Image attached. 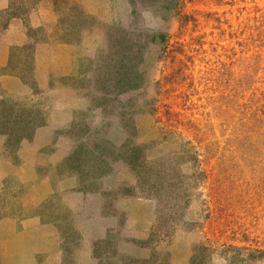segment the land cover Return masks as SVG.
<instances>
[{
    "label": "rangeland",
    "instance_id": "374dc122",
    "mask_svg": "<svg viewBox=\"0 0 264 264\" xmlns=\"http://www.w3.org/2000/svg\"><path fill=\"white\" fill-rule=\"evenodd\" d=\"M11 4L0 34L17 20L29 44L0 100L43 125L0 134V264H264V0ZM119 67L137 72L122 89Z\"/></svg>",
    "mask_w": 264,
    "mask_h": 264
},
{
    "label": "trees",
    "instance_id": "16d2710c",
    "mask_svg": "<svg viewBox=\"0 0 264 264\" xmlns=\"http://www.w3.org/2000/svg\"><path fill=\"white\" fill-rule=\"evenodd\" d=\"M12 6L13 5L11 4V7L7 11H4L3 14L10 13L13 9ZM15 15L16 16H12L11 20L21 17V15ZM10 22L6 24L5 28ZM147 42L149 45L152 42H159L160 44L167 45L168 37L165 33H158L157 35L153 36L152 39H147ZM116 45V60L121 63H125L126 61L135 62L144 52L142 39H132L124 35L118 40ZM124 70L125 69L122 67H119V69L115 71L114 87L117 89H122L123 87L129 85L133 81L134 75H137V72L134 70L131 72ZM42 125L43 120L39 118L37 113L34 115L33 113L29 112H19L15 109V107L9 104L8 100H0V134L8 137V147L10 145L17 147L24 140L32 139L35 135V131ZM117 159H126L130 163L132 162L131 153L129 150L119 151V154L117 153ZM98 161L100 169L105 170L103 169V166H107L108 162L101 159Z\"/></svg>",
    "mask_w": 264,
    "mask_h": 264
},
{
    "label": "crops",
    "instance_id": "0c3cea01",
    "mask_svg": "<svg viewBox=\"0 0 264 264\" xmlns=\"http://www.w3.org/2000/svg\"><path fill=\"white\" fill-rule=\"evenodd\" d=\"M10 0H0V11H6L9 8ZM31 25L37 27L39 25L38 17L32 16ZM29 44V38L27 36L25 26L19 23L17 20L13 21L8 28H6L0 34V69H6L9 65L11 49L12 47L24 46ZM51 47L49 45H37L36 46V66L37 75L43 73L47 53H50ZM1 88L5 91H18L20 87H23V80L21 78L5 73L0 77Z\"/></svg>",
    "mask_w": 264,
    "mask_h": 264
}]
</instances>
